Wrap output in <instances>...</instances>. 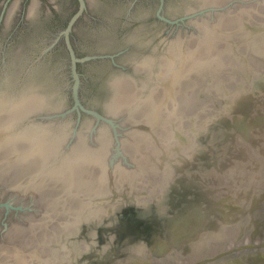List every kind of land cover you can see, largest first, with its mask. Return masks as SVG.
<instances>
[{"label":"bare ground","instance_id":"bare-ground-1","mask_svg":"<svg viewBox=\"0 0 264 264\" xmlns=\"http://www.w3.org/2000/svg\"><path fill=\"white\" fill-rule=\"evenodd\" d=\"M232 1L196 0L208 8L204 16L215 11L216 5ZM227 8L219 17L212 14L208 18L203 15L193 18L188 31L163 41L159 51L155 47L144 57H134L130 74H117L110 79L112 99L108 109L120 115L125 130L129 128L122 140L120 135L113 133V136L106 124L93 137L87 134L70 137L72 129L68 123L30 120L34 112L45 106L39 94L22 89L23 93L15 100H4L0 94V167L11 168L17 174L13 185L19 183L41 194L52 193L63 189L61 183L54 181L61 178L68 190L62 209L65 211L67 201L76 199L82 210L70 230L85 216H93L99 210L103 213L110 209V204L114 207L116 203L112 199L117 198L114 194L109 196L111 190L126 191L138 205L161 192L174 174L187 171L196 143L204 142L198 136L201 126L206 125L202 120L210 119L209 114L217 108L215 100L223 94L221 84L231 88L235 80L243 82L241 79L247 84L248 74L255 75L264 69V26L247 24L253 17V9L262 18L264 12L253 7H243L242 12L235 11L236 7ZM186 9L196 11L188 3ZM238 40L251 51L252 61L249 52L240 55L239 60ZM244 58L249 61L247 64ZM205 77L210 83L206 87ZM238 90L224 91V96L230 100L240 94ZM189 91L194 95L192 104H199L194 115L187 114L190 106L181 105ZM188 117L192 118L190 127L186 122ZM89 138H93L92 143L88 142ZM123 157L129 161L128 167L124 163L117 165ZM12 158L15 159L11 163ZM114 158L119 160L116 162ZM154 163L160 168L159 174L153 176L155 172L150 170L155 169ZM25 166L30 168L27 181L20 174L26 172ZM23 221L13 223L8 229L6 226L3 232L0 230V264H46L43 259L49 262V256L53 261L54 249L44 247L42 235L35 239V246L12 249L7 245L12 235L27 231L28 225L40 224L38 218L26 224ZM31 241L32 238H25L23 243L27 245Z\"/></svg>","mask_w":264,"mask_h":264},{"label":"water","instance_id":"water-1","mask_svg":"<svg viewBox=\"0 0 264 264\" xmlns=\"http://www.w3.org/2000/svg\"><path fill=\"white\" fill-rule=\"evenodd\" d=\"M187 3L196 9V11L186 9L184 15L174 19L162 16V18L175 24V26L172 27L174 34H171V37H174L179 32L188 31L192 19L208 11V8H206L204 4H199L196 0H189ZM231 4L232 3L228 4L227 7L231 6ZM211 8H209V10H212ZM223 8V5H221V7H217L216 9L221 10ZM80 13L81 10L73 17L68 27L64 30L67 37V47L71 56L69 72L71 81L68 83L67 88L56 78H50L49 75L42 76L43 71L36 67L39 58L29 63L28 66L24 65L25 63L20 60H11L7 63L4 62L0 67V94H3L4 100H15V98L23 93L22 89H25L27 92L32 91L39 94L40 97L43 98L45 106L39 111L34 112L30 116V120L42 123H68L69 127L72 129L70 133L73 138L85 134V132L87 135L93 137L98 128L103 124L108 125L112 129V132L116 134V136H119L122 133L119 131V127L121 128L119 123L122 118L119 114L111 113L107 106L112 99L111 84L109 81L112 77H116L117 74L128 75L133 70L116 61L117 53L83 56H78L76 54L68 34L71 30L72 23ZM247 24L251 27H257L259 25L264 26V20L252 23L247 22ZM168 36L169 35L162 37L163 41L170 40ZM164 43L165 42H163V44ZM144 56H146V54L140 57ZM107 57L120 69L108 79L107 95L99 104L102 109L99 110L96 107H86L81 102L79 95L80 74L77 69L78 63L94 58ZM244 60L246 64L249 62L246 58H244ZM248 77L247 84H243L242 81H239L237 84L235 83L237 86H234V88L232 87L231 90L239 89L238 91L240 94L237 95V98L230 100L225 98L221 102L219 101L220 104L216 103V110H213V113L208 116L210 119L207 121L205 119L202 120L203 124L206 123V125L201 126L198 132L199 134H202L205 130L204 128H207V126L221 120L222 122H227L230 128L231 126L237 125V128L245 133L246 131L250 133L249 128H252L255 123L260 120L259 117H262V123L264 122V108H255L253 106L254 102L258 100L257 96L261 95L260 91H264V69L262 72H257L255 75L248 74ZM221 87L224 91L230 93L231 90L224 86V83L221 84ZM65 91H67L69 95H64L63 92ZM71 98L72 102H70ZM237 128L236 131L233 132L236 138H238L239 134L243 135ZM249 133L248 136L244 135V142L241 140L238 141V145L231 148L229 153L233 156H235L234 153H241V155L245 153L244 162L246 167H249V176L246 175L244 178L243 175L240 176L238 174L239 177H233V186L231 185L227 193H224L221 197L214 199L212 195L213 190L205 187L204 183H201L203 188L199 189L196 196L188 199L187 204H165L164 200L167 194L175 191L177 187L176 182L181 180L180 177H178L179 173L174 174L173 178L165 183L161 192L152 196L148 202H140L137 205L132 195L128 194L126 191H123L121 195L119 192H116L117 194L114 193V197L121 198L122 202L115 205L116 207L114 210H112V208L107 209L111 210L108 215H117L120 217L129 214L125 221L122 220L124 226L123 230L120 232V238L124 235L122 245L131 242L132 238L138 233H141V230L146 227L147 224L151 225L149 227L153 228V234L155 236L153 245L157 247V251L155 252L149 253L147 249L141 252H134V256H132L128 262L121 261L114 264H121L123 262L124 264H264V234H259L260 228L264 227V185L259 186L255 179L259 176V167L263 161V156L260 155V151L256 148L262 138L260 140L257 137L251 138ZM88 142L92 143L93 138H89ZM211 143L212 141L210 139L204 140V142H202L203 145L196 143L195 151L190 156L191 162L187 166L188 168L196 164L190 165L194 160L196 161V154H199L201 158L204 157V159L209 158L208 153L213 146ZM256 155H260V157ZM114 157L116 158V156ZM114 159L112 160L113 163L116 160ZM123 163V161H120L117 165H122ZM197 163L200 165L202 162L198 160ZM207 163L210 165L209 162ZM239 165H241V162ZM189 171L188 169L185 172L188 173ZM185 172L184 174H186ZM201 185H198V187ZM109 206L111 207L113 205L110 204ZM261 206L262 208H260ZM14 210H25V208H23V205L14 206L13 198L1 193L0 214H4L7 218ZM105 213H102L100 218L97 216L92 220L99 223V221L102 220L101 218L107 217L102 216ZM169 215L171 217L168 218ZM107 218H109V216ZM131 220L132 222H130ZM247 221L251 222V231L248 237H241L239 240L234 238L228 245L226 242V245L216 246L215 249L209 252H203L200 250V247H198L203 243V241H201L202 238L209 237L215 239L218 237L222 239V236L227 231L237 232L239 226L243 223L244 227ZM209 227L211 229L207 230ZM182 232H185L187 236L185 239H182L183 242H186L188 239H195L193 249L188 250L185 254L180 249L163 252L162 249L167 246L168 241L172 240V238L173 241L172 243L170 242V245H173L175 248L179 246ZM113 237L114 236H112L111 239H114ZM94 260L96 261L98 259ZM97 262L100 263V259Z\"/></svg>","mask_w":264,"mask_h":264},{"label":"flooded vegetation","instance_id":"flooded-vegetation-1","mask_svg":"<svg viewBox=\"0 0 264 264\" xmlns=\"http://www.w3.org/2000/svg\"><path fill=\"white\" fill-rule=\"evenodd\" d=\"M188 1L0 0V67L4 62L7 63L11 60H20L28 66L29 63L39 58L36 67L43 71L42 76L49 75L50 78H56L61 82L63 76L60 63L64 60L67 64L65 68L70 72L71 60L64 30L81 10L68 34L76 54L83 56L117 53L116 61L133 70L134 57L138 58L143 54L150 53L155 47L159 51L163 47L162 37L174 34L172 27L175 24L162 16L174 19L184 15ZM77 69L80 74L79 95L81 102L86 107H96L101 110L99 104L107 95L108 79L120 68L107 57L80 62ZM241 80L244 82V79ZM235 82L237 84L239 80H235ZM236 84L234 86H237ZM234 86L232 87L234 88ZM232 87L229 89L231 90ZM221 92L223 94L218 95L217 104L226 98L224 91ZM260 92L261 95L257 96L258 100L253 104L255 108H264V91ZM235 98L237 96L232 99ZM70 102H72V98ZM261 118L259 117L260 120L252 128H249L250 133L248 132L251 138L257 137L259 140L262 138L256 147L260 151V155L263 156L259 167V176L255 178L259 186L264 185V122L262 123ZM211 126L213 135L208 139L212 141L211 145L213 146L208 153L209 158L204 159L196 154V161L194 160L190 165L196 164L188 168L193 172V175L185 184L183 180V177H186L185 171L179 172L181 180L176 183V190L167 194L164 200L165 204H187L188 199L196 196L199 189L203 188L201 183L213 190L212 195L216 199L227 193L231 185L233 186V177L237 178L239 175H243L245 178L246 175L249 176V167H246L244 162L245 153L242 155L234 153L235 156L229 154L231 148L238 145V141L244 142L245 136H248L247 131L246 133L241 132L242 130L240 131L237 125L230 128L227 122H222V120L214 122ZM236 128L243 133V135L239 134L238 138L233 134ZM260 155L256 156L260 157ZM198 160L202 162L200 165L197 163ZM240 162L241 165H239ZM198 185L201 186L198 187ZM169 217L171 216L169 215ZM2 221L6 225L9 222L8 216L6 218L2 214ZM147 228L137 235L134 234L131 242L123 245V248L126 247L125 250H130L132 246H135L138 252L146 249L149 253L155 252L154 248H157L153 245L155 236L150 227ZM186 237V233L182 232L180 242ZM123 241L124 235L118 241L119 245L113 243L109 246L110 252H116ZM172 241L173 238L162 249L163 252L180 248L170 245ZM186 242L191 241L188 239ZM186 242H183L184 245L186 244L183 248H190L191 245ZM141 244H146V248ZM91 263L89 262V264Z\"/></svg>","mask_w":264,"mask_h":264},{"label":"rangeland","instance_id":"rangeland-1","mask_svg":"<svg viewBox=\"0 0 264 264\" xmlns=\"http://www.w3.org/2000/svg\"><path fill=\"white\" fill-rule=\"evenodd\" d=\"M231 3L233 4H231L230 8L236 7L234 9L235 11L239 10L240 12H242L243 7H248V8L253 7V8H259L260 11L264 12V4L262 0H233ZM221 5H223L224 7L223 9L221 10L215 9V11H210L209 13H207V15L205 16L203 15V17L208 18L212 14H216L219 17L222 15V12L224 10L226 9L229 10L226 7L228 4H221ZM221 5H216V8L221 7ZM260 18H262L261 14H259L256 10L253 9V17L250 18L251 23L258 21V19ZM262 19L264 20V18ZM262 19H260V21ZM169 39L172 40L173 37L169 36ZM238 41L240 43L236 48V50L238 49L236 54L238 55L239 60L241 61L240 55L242 54L246 55V52H249V56L248 55L247 56L252 61L251 53H250L251 51H248L246 49V46L241 45V40H238ZM61 62H62L60 63V66L62 67L61 75L63 76L61 82L63 86L67 88L68 83L71 81V78L69 76L68 69L65 68L67 64L64 62V60H62ZM203 84H204V87H206L207 85L209 86L210 83L208 81V77L204 78ZM201 90H204V89L201 88ZM63 94L69 95L67 91L63 92ZM193 96L194 95H191V91H189V93H187L185 97L182 98V101H181V105L184 104L186 105L187 108L190 106L189 110L187 111V114L189 115L191 114L194 115L196 113V108L199 105L197 104L196 106H194L192 104ZM205 101L206 99L203 101H200V105ZM188 103H191V104L188 105ZM186 122L190 127L192 125L191 123L192 118L188 117ZM120 125H121V128L119 127V131L122 132L120 135L121 140H122L123 134L127 133L129 128L125 130L126 127L123 124L122 120L120 121ZM204 129L205 130L202 132V134L198 133V136L201 137L202 140H207L208 139L207 137L213 135V131H212L213 128L210 125ZM98 130H100V127L98 128ZM111 134L114 136L112 131H111ZM199 144L203 145L205 143L202 144L201 142ZM13 159L15 158H12L11 163ZM122 159L121 161L123 162L125 161L124 162V164H126L125 166L129 165L128 164L129 161H127L126 163V160H124V157ZM154 165H156L155 169L150 170L152 172H155L153 173V176L159 174V168H160L159 165H157V163H154ZM25 169H26V172H21L20 174H23V180L27 181V176H28L30 168L25 166ZM191 175H193V172L189 171L188 173H186L185 175L186 177H183L185 184L189 181V178L191 177ZM146 177L149 178V174H147ZM178 177H181V176L179 175ZM14 178H18V176L14 171H12L11 168H7L5 166L0 167V194L3 193V194H6V196L9 195L10 197L13 198L14 206L23 205V208H25V210H19V211L14 210L11 214H9L8 216L9 222L7 221L8 223H6V225L4 224L5 222L3 223L2 221V214H0V230H2L3 232L6 226H7L6 229H8L10 226H12L13 223L16 224L18 222H21V220L22 221L24 220L22 222L24 224L30 223V221L33 220L34 218H38V220H40V224L36 225L35 227L34 225H28L27 231L21 232L19 235H12L10 238H8L9 241L7 245H9L12 249H16L17 247L27 248L30 246H35L36 245L35 239H37L39 236L42 235L45 239V241H43V244L45 245L44 247L45 248L53 247L54 249L51 255L54 258V260L52 261V258L50 256L47 257V259H50L49 262L46 259H43V261L46 264H49V263L50 264H89V262H92L91 264H103V263L114 264V263H118L121 261L128 262L131 259V257L134 256L135 254L134 252H138V249L135 246H132L133 243L131 244L132 247L130 248V250L129 249L125 250L126 247L123 248V245H120L117 248V251L114 253H111L109 250L110 249L109 246H111L113 243L115 245L118 244V241L121 235L120 232L124 228L122 224V220L125 221L128 218L129 214L118 217L117 215H114V216L108 215L111 212V210H107L105 211L106 213L103 212L105 214L102 216H107V217L109 216V218L107 217H106L107 219L101 218L102 220H100L99 223H96L92 219L102 214L99 210V212L97 211L95 212V214H93L94 217L92 215H88L91 217L85 216L86 218H82L81 222L77 223V225L75 224L76 226H71V229L69 230L70 225H72L73 221L81 217L82 210L80 208L81 205L78 203L76 199L73 202L67 201L65 203V206H66L65 211L64 209H62L64 205V200H65L64 195L66 194V192H68V190L63 184L61 178H57L54 181L56 183H61L63 186V189L59 188L55 192L53 190L52 193L51 192L46 193L44 191L42 194L39 193V191H37L36 189L29 188L28 186L22 187V184H19V183H16V185H13ZM176 183H178V181ZM59 185L60 184H58L57 187H59ZM147 185L148 184H146V186ZM119 187L125 188L124 186H119ZM121 191H120V195L122 193ZM108 194L110 196V194H114V192L111 190ZM101 199H98L97 201H100ZM120 200L121 198L119 197H117V199H112V201H115L116 204L120 203ZM110 208L114 210L115 206L114 207L111 206ZM260 208H262V206ZM62 210L64 212H62ZM130 222H132V220ZM250 223H251L250 221H247L244 227L242 223L239 226V230L237 232H231V231L226 232L225 231L226 233L222 236V239H219L218 237L215 239L204 237L201 239V241H203L202 245L198 247H200V250H202L203 252H209L215 249L216 246L219 247L221 245H226V244L228 245V243H230L234 238L239 240V238L241 237H248L251 231ZM149 226L151 225L146 224V227H144L141 231L143 232L147 230L148 229L147 227ZM150 229L153 231L152 227H150ZM210 229L211 228L209 227V229L207 230H210ZM37 230L39 231L37 232ZM54 232H56V234ZM262 233L264 234V227H261L259 230V234L261 235ZM35 234L36 236H34ZM112 236H114L113 237L114 239H111ZM117 237H119V239H117ZM25 238H32V241L26 245L23 243V240ZM194 240L195 239L190 240L191 242L189 243L186 242L187 244L191 245L190 248L188 247L187 249L183 248L186 244L184 245L183 241H181V243H179V246H178L180 247L179 249L183 251L184 254L188 250H192ZM141 245L143 247L146 246V244H141ZM154 249L155 251H157V248H154ZM94 259H98V260L100 259V263L97 262L98 260L95 261ZM121 264H124V262Z\"/></svg>","mask_w":264,"mask_h":264}]
</instances>
